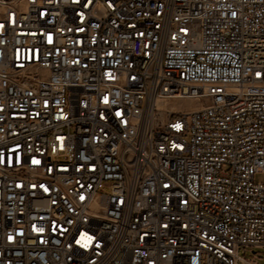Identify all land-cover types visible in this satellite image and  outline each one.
Masks as SVG:
<instances>
[{"label":"built area","instance_id":"1","mask_svg":"<svg viewBox=\"0 0 264 264\" xmlns=\"http://www.w3.org/2000/svg\"><path fill=\"white\" fill-rule=\"evenodd\" d=\"M258 173L264 0H0V264H246Z\"/></svg>","mask_w":264,"mask_h":264},{"label":"rangeland","instance_id":"2","mask_svg":"<svg viewBox=\"0 0 264 264\" xmlns=\"http://www.w3.org/2000/svg\"><path fill=\"white\" fill-rule=\"evenodd\" d=\"M195 104L197 103L195 102V100H192V99L176 100L174 102V105L176 107H184V108L191 107ZM256 180L264 181V173H258L256 175ZM238 254L244 259L255 260L259 264H264V246L263 247H248V248H245L242 246L238 250ZM239 264H245V263L240 261Z\"/></svg>","mask_w":264,"mask_h":264},{"label":"crops","instance_id":"3","mask_svg":"<svg viewBox=\"0 0 264 264\" xmlns=\"http://www.w3.org/2000/svg\"><path fill=\"white\" fill-rule=\"evenodd\" d=\"M246 264H259V263L255 260H247Z\"/></svg>","mask_w":264,"mask_h":264},{"label":"bare ground","instance_id":"4","mask_svg":"<svg viewBox=\"0 0 264 264\" xmlns=\"http://www.w3.org/2000/svg\"><path fill=\"white\" fill-rule=\"evenodd\" d=\"M196 105V104H195ZM195 105H193V106H195Z\"/></svg>","mask_w":264,"mask_h":264}]
</instances>
